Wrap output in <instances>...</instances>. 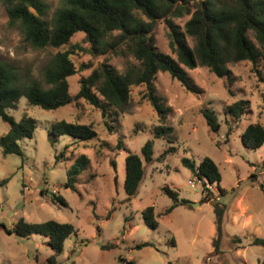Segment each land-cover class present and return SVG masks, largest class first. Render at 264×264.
I'll use <instances>...</instances> for the list:
<instances>
[{
  "label": "rangeland",
  "instance_id": "obj_1",
  "mask_svg": "<svg viewBox=\"0 0 264 264\" xmlns=\"http://www.w3.org/2000/svg\"><path fill=\"white\" fill-rule=\"evenodd\" d=\"M45 3V17L50 18L62 0ZM187 18L189 15L173 21L183 29ZM249 37L255 42L250 33ZM186 39L189 45L194 44L191 37ZM154 40L158 51L170 53L163 21L156 25ZM71 43L88 45L82 32L75 33ZM68 48L27 44L18 23L9 20L0 0V59L17 70L22 82L34 81L48 87L44 69L57 50ZM70 58L78 69L67 77L69 92L75 94L79 78L103 57L94 58L76 50ZM89 61L91 67L79 69ZM107 63L117 73L131 65L139 68L138 60L129 53L109 55ZM183 68L189 82L199 89L197 93L186 90L168 72H157L154 77L155 93L168 108L163 122L142 97L143 87L136 84L130 87V105L123 112L110 106L105 116L82 98L47 110L29 104L21 96L16 108L6 111L16 121L23 114L31 116L36 127L32 136L17 141L21 154L3 155L0 148V181L6 180L0 185V264H48L52 251L45 236H17L5 231L21 217L28 222L55 220L73 226L74 232L64 240L54 264H264V244L253 241L264 239V194L260 188L263 185L264 189V142L252 149L240 140L248 123L258 121L264 126V69L257 66L263 77L260 81L249 61L228 64L230 73L223 77L204 66ZM240 99L247 102L248 110L235 121L227 107ZM203 107L217 114V132L208 128L201 114ZM59 120L89 125L96 135L80 139L59 134L51 142L48 132ZM160 124L171 130L155 137L153 131ZM7 128L0 118V136ZM147 140L153 144L150 162H145L140 152ZM128 153L138 154L145 169L138 191L131 198L123 187ZM82 155L89 164L76 176L75 190L62 186L67 169ZM205 156L218 167L222 193L215 184H202L181 163L186 157L198 164ZM163 186L176 191L178 200L184 201L177 202L166 214L165 209L173 201L163 192ZM202 187L226 206L217 253L212 247V201L203 198ZM53 193L61 195L65 203L51 202L49 196ZM149 205L153 206L156 227L148 226L143 219L142 211ZM143 242L149 245L136 247Z\"/></svg>",
  "mask_w": 264,
  "mask_h": 264
},
{
  "label": "trees",
  "instance_id": "obj_2",
  "mask_svg": "<svg viewBox=\"0 0 264 264\" xmlns=\"http://www.w3.org/2000/svg\"><path fill=\"white\" fill-rule=\"evenodd\" d=\"M2 3L9 20L18 23L22 39L30 46L69 47L66 50H57L51 63L44 69L45 82L48 85L46 88L34 81L22 82L17 70L0 59V118L8 126L7 131L0 136L3 155L21 154L17 141L32 136L36 127V121L31 116L23 114L16 121L6 112L16 108L21 96L29 104L47 110L82 98L105 116L110 106L123 112L130 105V87L136 84L143 87L142 97L151 104L159 116V121L163 122L168 108L163 106L155 93L153 80L157 72H168L186 90L196 93L199 89L189 82L183 66L189 69L204 66L217 77H223L230 73L228 64L249 61L258 79L263 80L257 66L264 69V0H62L61 6L55 9L50 18L45 17V0H2ZM187 15L189 18L183 23V29H180L173 19ZM161 21L166 25L170 53L160 52L155 47V28ZM77 32L84 34L87 47L71 43L72 36ZM249 33L255 42L250 39ZM186 36L194 40L193 45L188 44ZM76 50L88 53L94 58H103L87 75L79 78L77 92L70 94L67 77L78 71L70 54ZM126 53L138 60L139 68L131 65L121 73L115 72L107 63V57ZM87 67H91L90 61L82 63L79 69ZM261 100L264 104V92ZM247 110L248 104L242 99L233 101L227 107V113L235 121ZM201 114L208 128L217 132L220 124L215 111L203 107ZM105 124L110 129V125ZM54 127L55 129L48 132L51 142V138L59 134L80 139L96 135L89 125L76 122L59 120L54 123ZM170 130V127L160 124L153 132L155 137H159L167 135ZM240 140L248 148L260 147L264 142V126L258 121L248 123L240 134ZM170 150L172 148L164 150L161 156ZM152 151V141H145L140 148L145 162L151 161ZM181 163L202 184H215L219 193L223 192L219 187L220 172L211 158L205 156L196 164L183 157ZM88 164L86 156L76 158L67 169V180L62 186L75 190V178ZM124 170L123 187L128 198H131L137 193L145 172L140 156L128 153ZM5 181H0V185ZM260 188L264 194L263 185ZM162 190L173 201V205L165 209V214L177 202H184L179 201L176 191L168 186H163ZM201 192L204 199L212 201L215 224L212 247L213 252L217 253L226 206L217 199L214 200L210 190L202 187ZM49 200L65 203L63 197L55 193L49 196ZM109 214L110 212L107 217ZM142 215L148 226H157L152 205L146 206ZM5 231L13 232L17 236L33 233L45 236L52 251L47 262L54 264L56 255L62 251L64 240L74 232V228L67 222H28L21 217L11 229L5 228ZM235 238L238 239L236 236ZM253 241L254 244H264L263 238H255ZM146 245L149 243L143 242L136 247Z\"/></svg>",
  "mask_w": 264,
  "mask_h": 264
}]
</instances>
